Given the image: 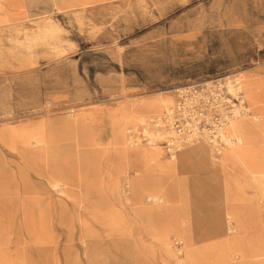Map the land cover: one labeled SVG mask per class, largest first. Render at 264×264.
<instances>
[{"label": "rangeland", "instance_id": "obj_1", "mask_svg": "<svg viewBox=\"0 0 264 264\" xmlns=\"http://www.w3.org/2000/svg\"><path fill=\"white\" fill-rule=\"evenodd\" d=\"M23 4L30 10L28 15L16 14L14 32L0 33V70L25 71L29 74L25 79L0 80V124L17 122L30 116L49 119L68 115L76 120V113L80 111L85 113L81 120L88 115L94 116L96 135H106L107 131H113L114 125L110 123L108 127L103 124L100 117L104 115V107L110 106L113 115L117 116L121 111L120 106L130 102L136 128L143 123L141 116L145 113H160L175 103L173 89L176 87L202 78L232 74V78H240V72L264 71V48L261 49L264 43V0H126L78 9L64 6L66 2L63 0H25ZM199 37L203 41L205 39L213 50L214 46L229 48L253 39L259 56L257 63L204 62L197 52ZM190 38L191 42L185 41ZM211 54L213 51L210 50L208 59L213 60ZM241 86L247 97L252 99L254 85L244 81ZM263 113H254V119L262 120ZM125 130L121 129L119 135L125 141L123 144L128 150L130 164L122 177L123 199L131 198L137 192L132 179L128 181L132 183L131 188L125 189L126 177L135 175L137 169L143 173L139 149L126 145ZM13 134L17 140L23 131L16 128ZM3 136L5 138L6 133ZM196 143L181 150L206 144L209 149L213 148L214 157H219L209 142L200 140ZM240 143L256 144L249 139ZM144 146L143 151L149 150L146 151L148 153L157 149L162 152L159 163L173 162L163 144ZM102 147L101 144L96 145V149L101 150ZM115 147L117 151L118 146ZM263 147L262 144L255 145V148L260 149L258 152L264 151ZM235 149L234 145L229 147L239 163L248 172L255 173L238 158ZM181 150L177 152V157ZM177 157L176 162L180 163ZM88 160L97 168L99 165L106 166L108 162L118 166L122 156L117 152L107 159L96 153L94 159L88 157ZM192 160L194 163L196 160L199 164L203 163L200 157L191 158L189 167L194 166ZM85 162L89 161L85 158L43 161L48 174L55 173L57 168L71 170L73 167L81 170ZM15 164L19 166L18 161ZM242 166L238 165L235 171H230L231 176H239V184L245 183L246 178ZM205 169L203 174L208 173L209 176L206 182H189L182 187L180 180L179 188L173 191L174 196L187 206H182L179 217L183 237L173 233L169 238L171 264L177 263L174 259L177 257L179 262L182 258L185 260L181 264H264V197L245 190L250 187L238 190L237 186L226 180L228 173L225 170L222 173L226 181L220 183L215 181V174H219L218 167L211 168L206 164ZM255 174V182L264 185V179ZM179 176L183 177L182 171ZM46 178L49 179V176ZM24 194L20 176L15 175L13 187L0 185V206L9 204L7 208L0 207V211H10L8 215L0 213V264H44L46 261L40 259L39 255L44 248H56L61 264L66 263V251L72 262L75 261L76 253L83 264H90V258L96 264L165 263L168 253L159 241H151L148 237L143 239L137 234L131 216L126 217L127 225L130 226L128 232L111 237L105 232L106 227L90 217L95 204L79 203L77 199L53 189L47 181L40 197L45 201L48 215L41 222H31L23 216ZM148 194L142 196V203L146 206H157L165 201L161 188ZM90 198L100 204L97 207L101 210L120 209L118 200L110 195L102 198L94 189L90 192ZM191 201L200 212L190 214L192 209L188 203ZM226 204L241 205L249 213L248 218L241 212L229 209L220 213ZM241 217L244 222H241ZM231 223L234 227H227ZM87 226L95 227L97 233L89 234ZM174 237L184 241L181 254L174 246ZM257 247L262 252L261 258L254 254L258 252ZM215 252L224 255L214 256Z\"/></svg>", "mask_w": 264, "mask_h": 264}, {"label": "crops", "instance_id": "obj_2", "mask_svg": "<svg viewBox=\"0 0 264 264\" xmlns=\"http://www.w3.org/2000/svg\"><path fill=\"white\" fill-rule=\"evenodd\" d=\"M24 1L25 0H0V33L5 32L8 34L14 32L16 27L14 22L16 14L18 16L28 15V11L30 10L24 7ZM114 1L126 0H63V2H66L64 6H68L71 9H78L80 7L89 8ZM185 41L191 42V38ZM196 43L199 58L203 57L204 62L226 64L257 63L256 61L259 57L253 39H247L246 44L238 43L229 48L224 46H214V50L208 47L206 40L204 39L203 41L202 37H199V41ZM263 48L264 43L261 46V49ZM261 49H258V51ZM210 50L213 51V54H211L214 58L213 60H211V58L208 59L207 54L208 52L210 53ZM262 61L264 63V57ZM28 74L29 73H26L25 71L4 72L0 70V80L7 79L9 81L21 77L25 79ZM239 75L242 82L249 81L254 85L255 92L253 93V98L249 99L246 92H244V95L252 115H260L261 112H264V71L259 73L249 70L240 72ZM123 105V107L120 106L121 111L117 113V116L113 115L110 106L104 107V115L100 118H102L104 125H108L109 127L111 123L114 127L112 132L107 131L106 135L103 133L101 136L96 135L94 116L91 117L88 115L87 118L81 120L85 113L80 111L76 113V120L68 115H60L54 118L49 117V119L44 116H30L17 122L14 121L0 124V185H10L13 187L15 183V175L20 176V181L25 191L22 212L26 220L31 222H41L47 217L48 209L45 205V201L41 199L40 193L45 191V185L47 186L48 181L53 189H56V191L62 194L68 195L69 198L77 199L79 203L81 202L82 204L85 203L88 205L95 204L94 207L91 208L90 217L96 223L106 227L105 232L111 237L123 235L128 232L130 226L127 225L128 221L126 217L127 215L131 216L137 234L141 235L143 239L148 237L151 241H159L163 250L168 253L169 256L167 255L164 259L165 263L163 262L162 264H171L170 257H172V250L169 238L173 233L178 234L179 236L183 235V227L179 225V217H181L180 210L182 209V206H187L186 203L182 202V200L178 199L173 194V191L179 188L180 180L182 187L190 183H195L196 181L199 183L202 181L206 182L209 176L208 173L203 174V172H205V166L208 164L211 168L218 167L219 174H215L216 182L224 183L225 179L222 172L225 170L226 173H228L226 180L228 182L230 181L231 185L237 186L238 190L245 186L250 187L245 188V190L253 191V193L256 192L260 197H264V185L255 182L253 174L248 172L239 163L229 148H226L221 155H218L219 157H214L213 148L210 147V150L209 146L206 144H199L196 148L182 151L183 149L190 147V144L196 143L193 142L188 144L189 146L186 145L187 147L181 150L182 152L180 156H178L180 163L176 162L177 156L170 159L173 162L168 161L164 164L162 162L159 163L162 156L161 151L156 152L155 156L145 157V152L142 148L143 145L138 146L139 158L143 165L141 168L143 173H140L139 169H137L135 175L128 176L124 180L125 189L126 183H129L128 181L132 179L137 190L136 193H133L131 198H126V202V199H123L121 195L122 177L127 173L126 171L130 162L128 150L125 148L126 146H124L119 132L121 129H126L125 135H128V128L134 127L133 122L135 115H133L131 111L130 102H125ZM149 114L153 113H145L141 117L144 119V117ZM16 128L22 129L23 131V134H21L22 136L17 140L13 134ZM116 129L117 131L114 132ZM237 131L243 140L249 139L252 142H256V144H262V146H264V117L262 120H255L254 118L242 119L237 125ZM258 131H260L261 135ZM4 133H6L5 138L3 136ZM38 139L40 140L39 143L37 142ZM126 141L127 145L128 136H126ZM97 144H101L104 147H102L101 150L96 149ZM116 145L118 146V149H116L117 151H115ZM258 151H260V149L256 151L257 153H252L248 156V166L252 168H264V151ZM117 152L122 156V162L118 166L108 162L106 166L99 165V168H97L93 162L88 160V157L94 159L96 153L102 158L110 159V157L117 154ZM79 154L81 155L79 156ZM201 156L206 158L203 163L199 164L196 160L193 164L194 166L189 167V159H195ZM59 158H85L89 162H85V164L82 165L81 170L73 167L71 170L57 168L54 170L56 171L55 173L49 172L48 174L43 161ZM15 161L19 162L18 167H16ZM238 165L242 166L241 169L244 171L243 175L244 177L246 176L245 183L243 184L237 182L239 181V176L233 177L230 173V171H235L237 169L235 167ZM180 171H182L183 177L179 176ZM46 176H49V179L46 178ZM210 179L212 181L214 180V178ZM44 183L46 184L44 185ZM131 184L132 183H129L130 188ZM158 188L163 189L164 194L162 195H165V201L163 203H158V205L156 204L157 206L144 205L142 203V196ZM93 189L102 195V198L110 195L113 199L118 200L119 203L117 204L118 206L120 205V209L101 210L98 208L97 204H100L91 201L90 198V192H92ZM149 195L150 194H148V197ZM8 205H1L0 207L7 208ZM109 205L114 207L112 203ZM109 205L107 206L110 207ZM188 205L192 209L190 214L201 211L192 201L188 203ZM219 206H221V204ZM240 206L241 205L234 206L226 204V208L221 210L220 213L229 209L231 211L241 212L248 218L249 213L246 209ZM12 207L13 206L10 205L9 208L12 209ZM0 213L8 215L10 211H0ZM190 214H187V216ZM230 226L231 228L234 227L232 223L227 227ZM86 229L89 234L94 235L97 233L96 228L93 226L90 228L87 226ZM234 232L235 231H232V233ZM210 240H212V238H210ZM39 255L40 259L46 261L44 264H61L60 256L56 248H44L40 250ZM213 255L220 256L221 254L215 252ZM161 257L164 258L163 256ZM65 258V264H83L76 253L74 262L71 261V257L67 251ZM174 259L177 263L173 262L172 264H181L178 257ZM89 262L90 264H96V261L93 262L92 258H90Z\"/></svg>", "mask_w": 264, "mask_h": 264}, {"label": "built area", "instance_id": "obj_3", "mask_svg": "<svg viewBox=\"0 0 264 264\" xmlns=\"http://www.w3.org/2000/svg\"><path fill=\"white\" fill-rule=\"evenodd\" d=\"M176 104L162 115L147 118L140 127L127 131L128 146L163 144L172 157L184 145L200 140L209 142L217 155L228 143L229 122L248 112L244 91L237 77L220 76L177 87ZM130 185L126 183V189ZM182 253L184 241L173 238Z\"/></svg>", "mask_w": 264, "mask_h": 264}, {"label": "bare ground", "instance_id": "obj_4", "mask_svg": "<svg viewBox=\"0 0 264 264\" xmlns=\"http://www.w3.org/2000/svg\"><path fill=\"white\" fill-rule=\"evenodd\" d=\"M229 77H231V76H234V74H232V75H228ZM238 79H239V82H240V86H241V84H242V82H241V80H240V78L239 77H237ZM245 83L246 84H251V85H253L251 82H249V81H245ZM177 88V87H176ZM176 88H174L173 89V93L175 94V89ZM241 88H242V86H241ZM243 90V89H242ZM175 96H176V94H175ZM176 98V101H177V97H175ZM176 101H175V103L173 104V105H170V106H168L167 108H165L162 112H160V113H153V114H149V115H147V116H145L144 117V119H143V122L147 119V118H149V117H151V116H157V115H162L167 109H169L170 107H173L175 104H176ZM245 118H254V116L252 115V112L250 111V109L248 108V112L246 113V114H244V115H242V116H240V117H237V118H234V119H232L230 122H229V124L226 126V129H225V135H226V137L228 138V143L226 144V146L222 149V152L226 149V148H229V147H232L233 145L236 147V149H237V152H238V158L240 157L243 161H244V163L246 164V165H248V160H247V158H248V156L249 155H251L252 153H257L256 151L258 150L257 148H255V145H245V144H243V143H240V142H242V137L240 136V134L238 133V131H237V125H238V123L242 120V119H245ZM140 126H138V127H131V128H128V130H130V129H135V130H137L138 128H139ZM127 130V131H128ZM122 135V134H121ZM122 136H124V134L122 135ZM126 139V138H125ZM124 143H125V141H123ZM193 143V142H192ZM190 144V143H189ZM197 144V143H196ZM195 144V145H196ZM141 145H147V144H141ZM141 145H139V146H141ZM155 145H158V143L157 144H155ZM188 145V144H187ZM148 146H154V145H148ZM185 146V145H184ZM184 146L182 147V149L184 148ZM145 147V146H144ZM257 147H259V146H257ZM195 148H196V146H195ZM147 149V148H146ZM235 149V150H236ZM146 151H148L149 152V150H146ZM146 151H144L145 152V156L146 157H152V156H155L156 155V152H158V149L156 150V151H151V153H148V152H146ZM160 151V150H159ZM162 153V152H161ZM237 154V153H236ZM263 154V153H262ZM177 156V154H175V156H171V158H175ZM201 158V160L202 161H204V160H206V158L205 157H200ZM178 161V160H177ZM191 161V160H190ZM242 161V162H243ZM192 162H193V160H192ZM191 164V163H190ZM193 164H194V162H193ZM249 168H251L256 174H257V176H259L261 179H264V168H260V167H255V168H252V167H250V166H248ZM247 169V168H246ZM248 171V170H247ZM255 173H253V174H255ZM255 174V175H256ZM254 176V175H253ZM130 182V181H129ZM133 186H135V185H133ZM134 188V187H133ZM149 200V199H148ZM150 201V200H149ZM153 201V200H152ZM244 218H240V220H241V222H244L245 220H243ZM224 230V229H223ZM236 230V229H235ZM226 231H227V229H226ZM194 233H196V232H194ZM203 233V232H202ZM223 234H227V233H223ZM203 235V234H202ZM199 237V236H198ZM205 237H206V235H205ZM224 236H222V238H223ZM229 237V236H228ZM194 238V237H193ZM192 238V239H193ZM203 238V237H202ZM195 239V238H194ZM207 240V239H206ZM224 240V239H223ZM230 240V239H229ZM189 241V240H188ZM187 241V242H188ZM208 244V243H207ZM229 246V245H228ZM237 246V245H236ZM190 247V246H189ZM220 247V246H219ZM258 249H256V251H258L257 253L256 252H254V254L258 257V258H261L262 257V252L260 253V251H259V247H257ZM262 248H263V246H262ZM262 248L260 249V250H262ZM255 249V248H254ZM232 250V249H231ZM196 251V250H195ZM186 252V251H185ZM189 252V251H188ZM187 253V252H186ZM234 253V252H233ZM238 253V252H237ZM188 254V253H187ZM193 253H191V255H192ZM210 255H211V253H209ZM247 254H248V252H247ZM221 255H224V254H222L221 253ZM231 255V254H230ZM212 256V255H211ZM250 256V255H249ZM186 256H184V258H185ZM189 257V256H188ZM192 258L194 257V256H191ZM223 257V256H222ZM228 257H230L229 255H228ZM246 257V256H245ZM191 258V259H192ZM198 258V257H197ZM215 258V257H214ZM225 258V257H224ZM224 258H223V260H224ZM254 258V257H253ZM189 259V258H188ZM187 259V260H188ZM200 259V258H199ZM221 259V258H220ZM194 260V262H195V259H193ZM181 261H185V260H183V258H182V260H180V262ZM202 261V260H201ZM201 261H200V263H201ZM246 261V260H245ZM212 262H213V260H212ZM222 262H224V261H221V263ZM184 263V262H183ZM189 263V262H188ZM196 263V262H195ZM199 264V263H198ZM206 264V263H205ZM216 264H220V263H216ZM262 264V263H261Z\"/></svg>", "mask_w": 264, "mask_h": 264}]
</instances>
